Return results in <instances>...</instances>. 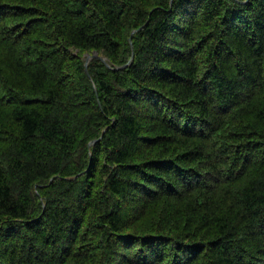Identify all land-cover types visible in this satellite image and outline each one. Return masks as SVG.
<instances>
[{"label": "trees", "instance_id": "trees-1", "mask_svg": "<svg viewBox=\"0 0 264 264\" xmlns=\"http://www.w3.org/2000/svg\"><path fill=\"white\" fill-rule=\"evenodd\" d=\"M0 264H264V0H0Z\"/></svg>", "mask_w": 264, "mask_h": 264}, {"label": "water", "instance_id": "water-1", "mask_svg": "<svg viewBox=\"0 0 264 264\" xmlns=\"http://www.w3.org/2000/svg\"><path fill=\"white\" fill-rule=\"evenodd\" d=\"M129 40H130V38H129ZM92 58H99L101 61L105 62V59H104V58H102V57H98V56H96V54H93V55H86V59H85V63H84V67H85V69H87L88 62H89Z\"/></svg>", "mask_w": 264, "mask_h": 264}, {"label": "bare ground", "instance_id": "bare-ground-1", "mask_svg": "<svg viewBox=\"0 0 264 264\" xmlns=\"http://www.w3.org/2000/svg\"><path fill=\"white\" fill-rule=\"evenodd\" d=\"M37 189V188H36ZM33 193V192H32Z\"/></svg>", "mask_w": 264, "mask_h": 264}]
</instances>
